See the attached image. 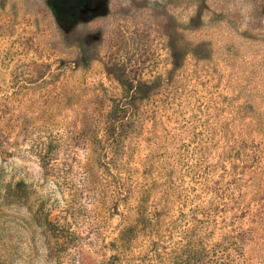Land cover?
Returning <instances> with one entry per match:
<instances>
[{"label":"rangeland","instance_id":"obj_1","mask_svg":"<svg viewBox=\"0 0 264 264\" xmlns=\"http://www.w3.org/2000/svg\"><path fill=\"white\" fill-rule=\"evenodd\" d=\"M0 264H264V0H0Z\"/></svg>","mask_w":264,"mask_h":264}]
</instances>
